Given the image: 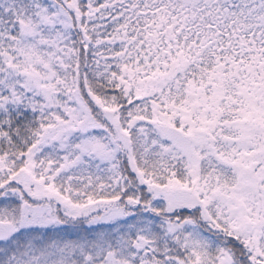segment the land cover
I'll list each match as a JSON object with an SVG mask.
<instances>
[{
  "label": "snow or ice",
  "instance_id": "obj_1",
  "mask_svg": "<svg viewBox=\"0 0 264 264\" xmlns=\"http://www.w3.org/2000/svg\"><path fill=\"white\" fill-rule=\"evenodd\" d=\"M0 264H264V0H0Z\"/></svg>",
  "mask_w": 264,
  "mask_h": 264
}]
</instances>
